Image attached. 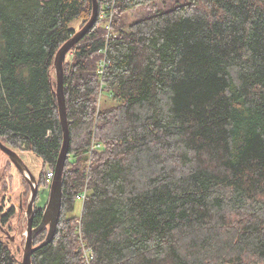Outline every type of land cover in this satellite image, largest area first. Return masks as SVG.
I'll list each match as a JSON object with an SVG mask.
<instances>
[{
	"label": "trees",
	"instance_id": "obj_1",
	"mask_svg": "<svg viewBox=\"0 0 264 264\" xmlns=\"http://www.w3.org/2000/svg\"><path fill=\"white\" fill-rule=\"evenodd\" d=\"M97 4L63 62L61 213L31 264H82L70 216L82 192L92 264H264V0ZM91 9L92 0H0V143L41 160L39 188L50 187L62 146L52 62ZM7 243L0 237V264H18Z\"/></svg>",
	"mask_w": 264,
	"mask_h": 264
},
{
	"label": "water",
	"instance_id": "obj_2",
	"mask_svg": "<svg viewBox=\"0 0 264 264\" xmlns=\"http://www.w3.org/2000/svg\"><path fill=\"white\" fill-rule=\"evenodd\" d=\"M98 4L97 0H92V14L88 21L85 22L83 27L75 32L71 37L60 47L58 48L54 61L52 62L54 68V77H55V93L57 98V105H58V113H59V120L62 130V146L60 153L58 154V159L53 166L52 171V178L50 182V192L48 202L45 208L43 209L42 218L40 219V223L37 227H33V216L35 212L34 203L36 199V194H38L39 186L37 184V180L35 176L31 174L27 166L22 161V159L18 156V154L7 147L6 145L0 143V151L6 155L9 161L13 164L15 169L19 171V173L24 177L25 181L30 186V196L28 199V203L25 210L26 215V232L25 234V242L22 252V259H20L19 264H31V257L33 253L41 248L42 246L47 245L53 239L54 232L58 223V219L61 213V202H62V180H63V171L66 162V157L69 149L70 144V136H69V128L67 124V115H66V105H65V97H64V67L63 62L65 60L66 55L71 51L70 49L74 48L87 34L94 22L98 17ZM21 208V207H20ZM45 227H48V232H46L45 240L37 245L33 246V239L37 233H40ZM14 239L10 237V241Z\"/></svg>",
	"mask_w": 264,
	"mask_h": 264
},
{
	"label": "rangeland",
	"instance_id": "obj_3",
	"mask_svg": "<svg viewBox=\"0 0 264 264\" xmlns=\"http://www.w3.org/2000/svg\"><path fill=\"white\" fill-rule=\"evenodd\" d=\"M146 13H148L147 8H137L136 10L128 12L127 21L132 22ZM79 22V20L71 22V27L77 30L80 25ZM101 101L103 105L108 104L106 103L108 102L106 93H103ZM17 152L18 156L27 166V169H29L33 176L37 177L42 169L41 160L33 156V154L28 151ZM50 174L51 171H49V176ZM23 179L24 177L17 169H15L14 166L10 167L8 158L0 151V214L7 213L10 208L14 209V211L9 214L6 223H4V227L0 225V232L3 233H1L0 237L5 242H8L7 244L9 245V248H11L13 255L17 258L16 260L18 261V264L20 259H22V247L25 242L24 233L26 232V215L24 207L27 205L30 196V192ZM49 188L50 187H40L38 189V194H36L37 196L33 208H45L44 206H46L49 198ZM74 206L75 210L70 216H79L82 209L81 201L78 199ZM10 237L14 240L10 241Z\"/></svg>",
	"mask_w": 264,
	"mask_h": 264
},
{
	"label": "built area",
	"instance_id": "obj_4",
	"mask_svg": "<svg viewBox=\"0 0 264 264\" xmlns=\"http://www.w3.org/2000/svg\"><path fill=\"white\" fill-rule=\"evenodd\" d=\"M106 59L103 58V60H101L100 62V71L99 73H103V69L105 68V66H107V61H105ZM95 149H100L99 146H96L94 147V145H92L90 151L92 150H95ZM52 174V173H51ZM50 174V178H52ZM83 194L79 195L78 199L81 201V204L84 202V199H85V193L82 192ZM76 232H77V240H78V249H79V254H80V257L81 260H82V264H92L93 262V253H92V250L89 246L86 245V243L84 242L83 238H82V233L80 232L81 230V219H80V216L77 218L76 220Z\"/></svg>",
	"mask_w": 264,
	"mask_h": 264
},
{
	"label": "crops",
	"instance_id": "obj_5",
	"mask_svg": "<svg viewBox=\"0 0 264 264\" xmlns=\"http://www.w3.org/2000/svg\"><path fill=\"white\" fill-rule=\"evenodd\" d=\"M18 153V152H17ZM31 153V152H30ZM25 210H26V208H25ZM82 210V209H81ZM80 216V215H79Z\"/></svg>",
	"mask_w": 264,
	"mask_h": 264
}]
</instances>
